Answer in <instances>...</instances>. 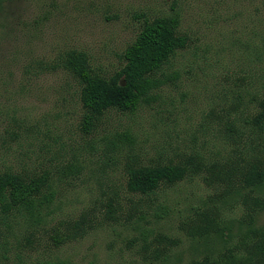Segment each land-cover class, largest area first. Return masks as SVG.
Returning <instances> with one entry per match:
<instances>
[{"label": "rangeland", "instance_id": "1", "mask_svg": "<svg viewBox=\"0 0 264 264\" xmlns=\"http://www.w3.org/2000/svg\"><path fill=\"white\" fill-rule=\"evenodd\" d=\"M0 4V174L47 172L55 192L35 219L0 208V264H190L240 239L243 194L204 179L214 163L264 160V129L247 124L264 97V0ZM171 15L188 38L166 69L175 81L135 113L110 111L84 129L67 54L83 52L111 75L143 22ZM190 158L199 174L149 195L127 189L131 166ZM213 206L226 228L203 238L196 211ZM56 234L71 239L56 246Z\"/></svg>", "mask_w": 264, "mask_h": 264}, {"label": "trees", "instance_id": "2", "mask_svg": "<svg viewBox=\"0 0 264 264\" xmlns=\"http://www.w3.org/2000/svg\"><path fill=\"white\" fill-rule=\"evenodd\" d=\"M1 2V0H0ZM1 10V4H0ZM178 15L146 19L135 40L123 54L124 65L111 75L97 73L83 52L71 51L63 66L79 84V98L84 110V129L90 131L110 111L135 113L144 104H151L163 86L174 82L176 74H168L167 67L177 53L186 48L188 38L180 33ZM259 111L247 124L264 129V97L258 100ZM200 164L190 158L186 163L135 165L128 168L127 189L132 193L149 195L163 185H175L189 174H199ZM205 177L226 183V194H243L245 212L240 226L245 229L234 244L224 240V251L207 254L190 264H264V226H257V219L264 211V160L228 161L214 163ZM220 174V175H219ZM51 178L47 172L41 175H24L15 172L0 174V208L8 216H26L35 219L40 210L52 203ZM202 221L200 236L212 234L223 237L226 228L221 226L222 210L213 206L196 211ZM70 236H52L54 245L60 246ZM224 244V245H225ZM165 250V249H164ZM161 253H156V259ZM43 264H65L62 261H47Z\"/></svg>", "mask_w": 264, "mask_h": 264}]
</instances>
